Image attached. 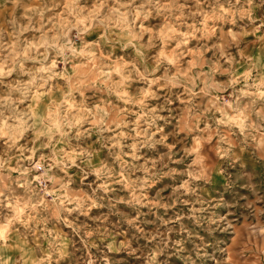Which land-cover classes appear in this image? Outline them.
I'll return each mask as SVG.
<instances>
[{
	"label": "rangeland",
	"instance_id": "obj_1",
	"mask_svg": "<svg viewBox=\"0 0 264 264\" xmlns=\"http://www.w3.org/2000/svg\"><path fill=\"white\" fill-rule=\"evenodd\" d=\"M99 2L76 0L75 8L87 13ZM63 3L0 0V122L26 121L16 145L8 136L0 139V228L9 231L13 209L6 207L8 201L31 194L17 187L24 180L21 172L42 159L51 163L60 147L84 153L76 166L66 160L50 173L56 187L67 184L68 195L82 198L83 204L70 215L58 203L50 204L27 227L13 222L7 244L0 240V264H264V99L237 101L239 107L247 105L243 133L232 124L217 125L212 108L216 97L239 96L243 81L230 86L233 74L252 68L250 85L264 75V0H120L130 9L143 5L142 14L135 22L130 16L123 32L108 27L112 35L100 45L109 54L128 45L123 58L116 59L129 62L125 87L130 94L139 96L147 87L131 64L147 70L145 76L155 68L150 78L158 79L148 99L155 111L138 126L133 107L115 102L111 89L95 82L87 69L72 73L70 56L65 63L71 81L56 74L60 67L38 71L55 59L61 64L56 48L48 49L47 59L44 48H28L55 21L40 25L59 11H45L41 19L39 9ZM110 7L119 4L107 0L105 14ZM100 30L73 29L69 37L78 44L95 43ZM129 31L137 37L132 44ZM162 54L176 63L169 64ZM70 84L89 106L111 99L109 117L100 125L86 122L88 132L60 144L37 138L41 126L29 118L34 94L47 93L42 110ZM117 123L128 127L117 129ZM121 130L128 135L116 136ZM114 136L119 147L113 146ZM96 168L100 178L93 173Z\"/></svg>",
	"mask_w": 264,
	"mask_h": 264
},
{
	"label": "clouds",
	"instance_id": "obj_2",
	"mask_svg": "<svg viewBox=\"0 0 264 264\" xmlns=\"http://www.w3.org/2000/svg\"><path fill=\"white\" fill-rule=\"evenodd\" d=\"M107 0H100L99 3H94L90 10L85 13L84 8L76 9V0H64L63 6L59 4H53L47 9H39L41 19H43L45 11L52 12L53 9L59 7V11L55 12L53 16H49L47 21H44L40 25L41 28L45 24L55 21L52 26L47 29L43 37L36 43H30L28 48L36 49L39 51L40 48H44V57L47 59L48 49H58V56L61 58V64H57L56 59L52 60L47 68L41 67L38 71H50L58 67L62 68V71L56 73L67 81L72 80V75L68 74V63H71L72 73L75 74L77 69H87V71L94 75V81L99 85L111 89L112 95L115 97V102L123 106H132L135 110V121L137 126L139 122L155 111V108H149L148 99L152 96V86L158 83L157 80L151 79V75H154L156 69H152L148 76H145V71L136 64H131L132 69L140 77L141 80H147V87L143 89L139 96L130 94L128 89L125 87L129 80V74H126V70L129 68V62H121L116 59L119 55L123 58V53L127 50L125 45L119 53L109 54V52L102 48L100 45L101 41H107L112 35L107 31L108 27L113 29H119L121 32L129 29V17H133V22L138 20L142 14L143 5H140L134 9L129 8V4L120 3V0H116L119 7H110L108 12L105 14V4ZM124 9V10H122ZM220 11L227 14L228 9L221 6ZM99 26L100 31L94 33L95 43L92 39H88L82 44H78L75 40L69 37V34L73 29H78L79 32H91L94 28ZM48 32L52 35L49 38ZM131 39L128 40V44H132V41L137 39L129 31ZM63 39V43L61 40ZM179 45H177L178 47ZM135 48V45H133ZM138 55H142L139 50H136ZM99 53V54H98ZM17 55H20L18 53ZM27 55V49L23 53ZM163 59L169 64H175L176 60L172 55L162 54ZM71 57V61L65 63L67 57ZM12 69H8L11 73ZM253 69L247 68L244 72L233 74L229 80V84L235 87L237 84L243 81V87L238 89L239 96H234L232 93L229 99L222 97H216L212 104V108L215 109V123L217 125H235L241 133L245 130V125L248 122L247 105L244 107L237 106V101L242 97H256L257 99H264V75H261L258 79H255L254 83L249 84V80H253ZM4 73V68L0 66V74ZM247 73V75H245ZM119 77V80H113V76ZM177 73H174L170 79H175ZM186 75V73H185ZM43 87V86H41ZM228 93V89H225ZM47 95L45 92H37L34 94L35 104L30 108L31 116L30 119H34V122L39 123L41 126L40 130L36 133L37 138L44 136L47 137L48 141H56L60 144L64 141V138L69 137L73 134L80 135L82 132H88L89 128L85 127L86 122H90L94 125L104 124L107 117L110 115V109L113 101L111 99L106 103L103 98L99 99L98 102L88 105V102L83 99V93L80 94L78 99L74 95V87L70 84L67 91H61L60 95L55 98H49L44 105V108L40 109L42 98ZM227 96V94L225 95ZM24 103L23 100L20 101ZM147 109V111H146ZM126 111L127 107L121 109ZM19 119V118H17ZM26 121L20 120L16 125H8L7 119L0 122V139L4 136H8L11 140L12 145H16L18 140L22 137L25 128L23 125ZM117 129L127 128L128 125L117 123L115 125ZM133 132L136 135L141 133L133 128ZM128 133L123 130L116 133L118 137H126ZM113 137L114 147L120 146V140ZM58 137V138H57ZM47 146V145H46ZM23 153V149H20ZM63 155H60V154ZM35 152L32 151V155L29 159H32ZM84 155L83 152L68 151L64 147H60L59 151L51 158V163L45 165L42 160L37 161L32 169H25L21 172V176L24 177L22 183H19L17 187L24 189L25 193H31L25 198L24 194L20 195L19 199L14 202L9 200L6 207L13 209L12 217L6 222L9 224L8 233L4 232L3 228H0V240L7 244L5 236H11L13 222L20 224L23 227H27L33 220H36L40 215V212L46 210L50 204L58 203L69 215L81 208L83 199H75L68 195L66 191L67 184H61L60 187H56V178L50 173L53 169L59 165H65V161L71 166H76L77 158ZM104 166H101V168ZM35 170L38 174H34L28 179L29 173ZM64 170V169H61ZM100 168L93 170L94 175L100 178ZM35 185L36 187H33ZM2 195V193H0ZM33 196L36 199H33ZM64 221L68 220L67 216L62 217ZM39 222H43L42 220ZM49 235L52 233L48 232ZM19 246V245H17Z\"/></svg>",
	"mask_w": 264,
	"mask_h": 264
},
{
	"label": "bare ground",
	"instance_id": "obj_3",
	"mask_svg": "<svg viewBox=\"0 0 264 264\" xmlns=\"http://www.w3.org/2000/svg\"><path fill=\"white\" fill-rule=\"evenodd\" d=\"M43 104V101L41 100V104H40V107H41V105Z\"/></svg>",
	"mask_w": 264,
	"mask_h": 264
}]
</instances>
